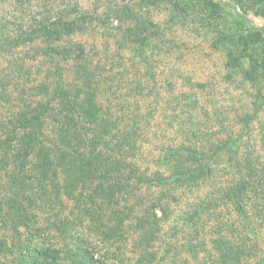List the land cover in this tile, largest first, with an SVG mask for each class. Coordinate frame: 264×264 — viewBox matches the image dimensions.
I'll return each mask as SVG.
<instances>
[{
    "label": "trees",
    "instance_id": "obj_1",
    "mask_svg": "<svg viewBox=\"0 0 264 264\" xmlns=\"http://www.w3.org/2000/svg\"><path fill=\"white\" fill-rule=\"evenodd\" d=\"M23 3L0 0V7L18 10ZM8 19L0 18V264H60L63 257L106 264L127 246L134 264L168 257L176 263L185 254L198 260L209 243L215 256L208 264H264V243L246 244L232 221L234 231L224 237L219 221L220 208L230 207L243 225L264 228V134L259 150L249 142L256 110L230 117L203 95L182 93L188 115L169 116L176 137L153 146L156 158L147 165L141 142L154 128L150 103L159 94L148 29L137 20L122 31L118 49L137 61L120 62L72 41L93 21L78 9ZM119 90L149 112L133 108L128 119L119 116L132 109L107 99ZM174 204L180 206L172 216ZM47 212L54 216L41 221ZM208 222L218 236L206 241ZM129 236H136L132 245Z\"/></svg>",
    "mask_w": 264,
    "mask_h": 264
},
{
    "label": "rangeland",
    "instance_id": "obj_2",
    "mask_svg": "<svg viewBox=\"0 0 264 264\" xmlns=\"http://www.w3.org/2000/svg\"><path fill=\"white\" fill-rule=\"evenodd\" d=\"M23 2L18 10L7 4L0 7V18L13 17L14 22H18V18L28 22L32 19L38 20L41 16L54 13L58 9L59 13L63 10L78 9L79 12L90 15L93 21L89 20L86 25L89 29L87 34L76 36L72 41L95 47L100 51V57L115 56L120 62L137 61L133 59L131 52L118 49V44L122 40V31L133 26L137 20L143 28L148 29L146 37L150 40L152 48H149L147 54L154 59L153 64L158 76L156 91L159 94L157 104L154 98L150 103L155 110V117L149 120V126L154 128L147 131L141 142V152H143L141 161L147 165L156 158L154 157L156 153L153 159L151 157L153 146L158 147L160 143L168 144L170 136L176 137L169 116H173L175 112L177 114L179 112L183 117L188 115V111L187 114L183 113L187 108V102L181 96L182 93L199 97L203 95L206 104L209 102L215 104L218 111L230 117L256 110V118L250 124L252 139L249 142L256 149L260 147L259 138L264 134V0H23ZM233 4L242 18L245 17L254 23L255 29L237 16ZM2 13L5 15L2 16ZM20 52L25 54L31 51L24 49ZM230 61L235 65H241L239 67L245 72L251 73V78H246L245 72L240 71L237 66V69L232 70L231 66L229 67ZM130 62L128 66L132 68ZM125 73L131 78L134 76L131 70ZM172 82L176 85L175 88L171 85ZM189 83L206 84V88L204 86L191 88ZM126 93L129 92L119 90L107 97L108 100L111 98L112 105L117 109H126V105L131 104V110L119 114L124 119L129 118L128 115L133 112V108L144 109V106L139 107L136 102L141 101L140 98L135 99L130 93L127 98ZM99 102L102 103L101 100ZM206 104L202 102V105H205L203 108L208 112L210 108ZM143 111L149 112V108ZM210 115L214 116V113ZM221 117L226 116L221 115ZM207 119L208 117L202 115L200 120L204 122ZM213 126L217 130V125L213 124ZM179 206L180 204H174L170 207L172 216L176 214ZM220 211L223 224L220 217L219 221L221 226H224L222 236L229 237L231 231H234L228 223L232 221L239 227L238 230L241 231L246 244L259 242L263 245L264 228L261 230L260 224L255 223L252 227L243 225L230 207L220 208ZM50 216L54 215L45 213L41 221L45 219L46 222ZM174 222L175 217L172 220V223ZM209 225L208 222L204 227L205 230L202 231L206 241L218 236L214 234L215 230L211 232L209 230L213 224ZM167 226H165V238L171 233L167 230L169 228ZM208 230L209 232H206ZM129 237L127 245H132L136 236ZM162 241L163 239L161 243ZM117 247L115 246V249ZM161 248L159 253L164 250L163 247ZM208 249L198 260L185 254L176 263L168 257L159 264H208L213 262L215 256L210 243ZM119 254H110L106 264L135 263L136 256L130 246L122 248ZM63 258L60 264H71Z\"/></svg>",
    "mask_w": 264,
    "mask_h": 264
}]
</instances>
